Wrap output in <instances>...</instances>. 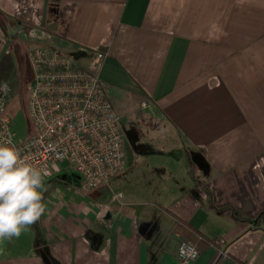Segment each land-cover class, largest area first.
I'll use <instances>...</instances> for the list:
<instances>
[{
	"label": "crops",
	"instance_id": "crops-1",
	"mask_svg": "<svg viewBox=\"0 0 264 264\" xmlns=\"http://www.w3.org/2000/svg\"><path fill=\"white\" fill-rule=\"evenodd\" d=\"M12 19L27 56L56 45L96 70L133 139L108 183L45 180L0 264H264V0H0V61ZM180 221L225 242L180 260Z\"/></svg>",
	"mask_w": 264,
	"mask_h": 264
},
{
	"label": "built area",
	"instance_id": "built-area-1",
	"mask_svg": "<svg viewBox=\"0 0 264 264\" xmlns=\"http://www.w3.org/2000/svg\"><path fill=\"white\" fill-rule=\"evenodd\" d=\"M104 52L98 53L102 61ZM33 81L28 89V109L33 131L18 137L13 128L14 111L8 103L10 86L0 83V144L10 141L32 166L47 172L44 181L59 170L60 163L79 176V190L97 188L124 170L127 164L121 117L108 88L92 67L56 45L34 46L28 51ZM143 106H147L144 101ZM122 192L114 193L112 201ZM225 238L215 236L212 245ZM198 245L181 239L176 255L194 261ZM225 255L224 250H218Z\"/></svg>",
	"mask_w": 264,
	"mask_h": 264
},
{
	"label": "clouds",
	"instance_id": "clouds-1",
	"mask_svg": "<svg viewBox=\"0 0 264 264\" xmlns=\"http://www.w3.org/2000/svg\"><path fill=\"white\" fill-rule=\"evenodd\" d=\"M42 172L11 145L0 144V242L19 237L45 212Z\"/></svg>",
	"mask_w": 264,
	"mask_h": 264
},
{
	"label": "rangeland",
	"instance_id": "rangeland-1",
	"mask_svg": "<svg viewBox=\"0 0 264 264\" xmlns=\"http://www.w3.org/2000/svg\"><path fill=\"white\" fill-rule=\"evenodd\" d=\"M23 26V21L21 19H17L14 21L12 19L11 21L8 22V30H9V35L14 38L12 40V45L11 48H16L14 49V60L15 62V67L11 72H7L6 77L2 81H7L10 90L8 93V103L10 105V108L14 111L15 117L13 121V128L17 132L18 137L21 138H26L30 133L31 130H33V123L29 114V109H28V89L29 85L31 84L30 78L33 76V72L31 69L30 62L27 58V50L28 47H22L17 49L18 45L20 43L23 44V41L19 38V32L20 28ZM24 44L27 45V42L24 41ZM20 49L22 51H20ZM1 81V82H2ZM0 82V83H1ZM121 127L125 139V145L127 144L128 141L132 140L133 138L131 137L130 131H129V126L126 125V120L121 117ZM61 168L59 171L60 176H66L68 178V181L72 182V178H76V172L73 171L72 169L65 168L67 166V162H61L60 164ZM73 189L79 188V180H75L72 182ZM95 189V188H93ZM92 190V189H89ZM89 190H79L81 193L87 192ZM74 193V191H73Z\"/></svg>",
	"mask_w": 264,
	"mask_h": 264
},
{
	"label": "trees",
	"instance_id": "trees-1",
	"mask_svg": "<svg viewBox=\"0 0 264 264\" xmlns=\"http://www.w3.org/2000/svg\"><path fill=\"white\" fill-rule=\"evenodd\" d=\"M27 58H28V56H27ZM28 60H29V58H28ZM14 67H15V60L13 57V52L9 51L2 57V59L0 61V82L6 77L7 72H11V70H13ZM31 80L33 81V76H32V78H30V81ZM33 130H31V132ZM175 226L182 231V233H183L182 239H187V240L192 241L193 243L198 245L200 250H203L207 246L212 245L214 242L215 236L214 237H208V236L202 234L201 232H199L198 230L193 229L192 227H190L185 222L184 223H182L181 221H180V223L176 222ZM214 261L215 260L211 261L210 264H214Z\"/></svg>",
	"mask_w": 264,
	"mask_h": 264
}]
</instances>
